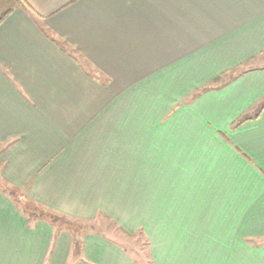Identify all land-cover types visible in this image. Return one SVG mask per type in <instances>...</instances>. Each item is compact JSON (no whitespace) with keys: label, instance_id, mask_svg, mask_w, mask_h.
<instances>
[{"label":"crops","instance_id":"0c3cea01","mask_svg":"<svg viewBox=\"0 0 264 264\" xmlns=\"http://www.w3.org/2000/svg\"><path fill=\"white\" fill-rule=\"evenodd\" d=\"M8 3L0 264H264V0Z\"/></svg>","mask_w":264,"mask_h":264},{"label":"rangeland","instance_id":"374dc122","mask_svg":"<svg viewBox=\"0 0 264 264\" xmlns=\"http://www.w3.org/2000/svg\"><path fill=\"white\" fill-rule=\"evenodd\" d=\"M8 6H9L8 0H0V13L2 11L6 10V8H8ZM15 195H16V199H18V202H20L22 204V206L25 207V206L29 205V201L21 198V195H19L18 193H15ZM30 208L32 210H34L35 212L42 213L43 215L46 214V215L53 217V214L46 213L43 210H36L32 207H30ZM54 219H56V221L58 223H61L64 221L61 218H57V217ZM108 227H110V229H114L113 225H110V226L108 225ZM128 241H130L128 243L129 251L135 256V258L139 261L140 264H152L148 258V252H147L148 248L146 245V241L142 236L135 235V237H132V238L130 237L128 239Z\"/></svg>","mask_w":264,"mask_h":264},{"label":"trees","instance_id":"16d2710c","mask_svg":"<svg viewBox=\"0 0 264 264\" xmlns=\"http://www.w3.org/2000/svg\"><path fill=\"white\" fill-rule=\"evenodd\" d=\"M9 11L8 10H6V11H4L3 13H1V15H0V22L3 20V18L6 16V14L8 13ZM4 183L0 180V187H4L5 188V186L3 185ZM11 193H13V191H11ZM26 212H28L29 214H30V210H26ZM40 214H42V213H40ZM34 216H35V214H34ZM36 216H42V215H36ZM52 219H54L53 217H51ZM62 220H64L63 222H64V224L66 223H68L69 221H67V220H65V219H63V218H61ZM53 221H56V219L55 220H53ZM57 222V221H56ZM69 224V223H68ZM70 224H71V222H70Z\"/></svg>","mask_w":264,"mask_h":264}]
</instances>
